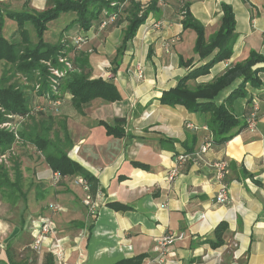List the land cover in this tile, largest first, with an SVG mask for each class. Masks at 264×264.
Segmentation results:
<instances>
[{
    "label": "crops",
    "instance_id": "0c3cea01",
    "mask_svg": "<svg viewBox=\"0 0 264 264\" xmlns=\"http://www.w3.org/2000/svg\"><path fill=\"white\" fill-rule=\"evenodd\" d=\"M3 1L6 5L9 0ZM183 2H188L191 16L204 27L205 37L220 26L221 4L232 8L235 20L231 57L214 65L191 86L212 82L244 61L251 51L264 56V0ZM183 2L151 1L145 24L128 44L118 73L111 79L120 101L94 100L82 114L64 101L61 115L42 124H51L49 138L58 134L60 139L63 133L57 122L64 121L71 144L67 156L97 183L94 215L81 205L89 195L73 184L77 177H60L55 183L58 211L51 214L54 204L45 198V192L53 183L52 171L33 146L24 143L28 154L20 147L16 156L23 168L22 177L27 172L32 174L33 186L39 188L34 190L36 198L47 202L42 207L46 210L26 219L0 217V264H32L39 218L46 216H52L56 235L42 244L39 264H117L137 258H142L140 264H158L155 244L166 234H173L176 240L168 248L165 264H264V72L257 75L258 88L246 85V96L231 104L234 117L244 125L248 101L256 99V129L242 128L229 142L208 151L201 162H184L178 166L176 177L167 179L168 172L176 167V157L198 150L208 135L201 129L205 125L202 115L159 101L162 93L185 74L178 59H197L193 53L195 34L181 25ZM148 4H142L143 8ZM29 6L37 11L46 7L44 0H31ZM128 10L129 1L126 15ZM152 23L159 27L150 28ZM92 30L85 35H92L94 40L99 35ZM174 37L178 42L167 45L166 51L164 44ZM101 55L89 56L92 78H101L104 73L98 70L105 60ZM137 65L143 69L141 80L134 73ZM240 82L236 79L214 101L223 103ZM116 119L124 120L119 125L121 138L106 133L105 125L112 126ZM186 123L199 130L186 129ZM16 144L19 147L21 142ZM218 161L229 165V201L223 205L215 201L219 187L210 168ZM220 223L226 225V231L222 244L214 248L213 232Z\"/></svg>",
    "mask_w": 264,
    "mask_h": 264
},
{
    "label": "trees",
    "instance_id": "16d2710c",
    "mask_svg": "<svg viewBox=\"0 0 264 264\" xmlns=\"http://www.w3.org/2000/svg\"><path fill=\"white\" fill-rule=\"evenodd\" d=\"M30 1L24 0L20 12L7 11V18L13 21L19 29L30 24L37 39L34 45L24 37L20 44L5 40L2 36L4 19L0 18V64L3 67L0 75V201L7 200L14 203L20 198L24 204V211L27 209L26 197L21 192L23 177L19 159L10 157V169H6L4 165L7 161L1 159H6L12 153L19 154L21 148L16 143H28L41 153L52 173H57L60 177L84 179L88 195L94 199L97 192L96 180L67 156L66 152L71 144L65 131L64 121L58 123L63 133L60 139L58 134H55L53 139L49 138L51 124L47 127H43L42 124L45 121H52L53 111L50 108L52 103L58 100L68 101L78 114H82V110L97 99L107 103L121 100V95L111 79L92 78L90 55L76 50V47L81 45H73L71 49L65 50L69 53L71 68L56 84H52L50 70L62 69L56 58L63 57V54L59 52L61 45L58 42L51 45L43 39L48 24L63 14L74 15V19L64 28L65 32L77 26L87 33L91 28L101 31L110 22H114L122 13L121 7L110 8L104 0H44L45 9L37 11L29 8ZM182 5V12H184L181 21L182 29L194 32L193 53L197 59L184 60L181 57L178 59L185 74L173 88L162 93L159 101L163 105L181 106L190 113L202 115L205 119L204 127L211 137L212 147H221L236 136L239 130L246 129V123L241 125L234 117L231 104L235 99L246 96V85L252 88L260 86L257 75L264 72V56L251 51L244 61L234 64L212 82L191 86L190 84L199 77L207 75L214 65L231 57L235 39V20L232 8L221 4L220 26L216 32L205 37L204 27L191 16L188 2H183ZM151 6V1L147 7L143 8L134 0H129L128 23L122 44L116 49V56L110 63L111 74H116L127 43L133 40L140 25L144 24L152 10ZM103 24L105 26L100 28ZM17 76L18 79L14 80ZM236 79H241L238 87L223 103L217 104L214 101L216 96ZM53 87L56 88L57 93H54ZM24 121H32L33 125L30 129L24 128L18 133L14 126ZM122 123L124 120L116 119L112 126L105 125L107 135L121 138L123 131L119 125ZM5 124H8V127L1 128ZM9 171L12 179L9 177ZM225 182L228 184V177ZM225 231L224 223H220L215 228L212 247L215 248L222 244ZM141 261L142 258H137L130 261L124 260L117 264H140ZM47 264H51L50 261Z\"/></svg>",
    "mask_w": 264,
    "mask_h": 264
},
{
    "label": "rangeland",
    "instance_id": "374dc122",
    "mask_svg": "<svg viewBox=\"0 0 264 264\" xmlns=\"http://www.w3.org/2000/svg\"><path fill=\"white\" fill-rule=\"evenodd\" d=\"M24 0H9L8 3H6L3 0H0V18L4 19L3 20V29H2V36L3 38H5V40H7L10 43H18L20 44L23 37L27 38L29 40V42L34 45L37 42V39L35 37V32L33 27L30 24H26L25 26H23L22 29H19L16 24L11 21L10 19L7 18L8 12H20L22 10V5ZM105 2H107L109 5L113 4V3H119V8L121 7L120 11L122 12L120 14V16L114 21V22H110V24H108L106 27H104L101 31H97L98 33V37H96L93 40L92 35H85V33L80 30L77 26L71 28L70 30H68L67 32H65L64 28L72 21V19H74V15L71 13H66L61 15L57 20H55L52 23H49L47 26V30L45 31L44 35H43V39L44 42L49 43L51 45L56 44L57 42L61 45V50L59 51L60 53L63 54V57H57V63L63 67H65L66 64H68L70 66L69 63V59H68V55L69 53L66 52L65 50L67 49H71L73 47V45H81L80 47H76V50L81 51V52H85L87 55H97L100 56V53L103 54L105 56V60L103 61V64H101V66H103L101 69H98L101 73H103L102 75V79L103 77L105 79H113L114 76L117 75L118 70L116 72L115 75L111 74V61L114 59V57L116 56V49L122 44V38L124 36V31L125 28L127 26V17L128 15H126L124 13V7L126 6L127 0H104ZM152 0H137L135 3L139 4L141 7H143L144 5H147V2H150ZM143 4V6H142ZM111 7V6H110ZM30 8V6H29ZM183 18V16H182ZM146 21V20H145ZM182 21V20H181ZM145 24V22H144ZM142 24V25H144ZM140 25V26H142ZM124 27V28H123ZM149 27L151 28H158L159 26L157 24L152 23L151 25H149ZM140 28V27H139ZM138 28V29H139ZM92 29V28H91ZM90 29V30H91ZM94 30H92L93 32ZM138 31V30H137ZM26 32V34H25ZM137 33V32H136ZM145 32L142 30L141 31V35H143ZM25 34V35H23ZM62 35V36H60ZM96 36V34H95ZM80 39L81 41L79 42V44L76 43V40ZM178 42L177 38H170L169 41H167L164 44V47L166 51H168V47L169 46H173ZM130 42L127 43V48H128V44ZM113 48H115L114 53L111 54L113 51ZM127 48L124 52V55L127 51ZM58 52V53H59ZM101 55V56H103ZM123 55V57H124ZM58 56V55H57ZM122 57V59H123ZM108 59V60H107ZM119 59V58H118ZM121 59V62H122ZM63 62H60V61ZM138 67L141 69L142 71V77H138ZM53 69H51L50 71L52 72ZM3 71V67L2 64H0V75ZM108 73V75H105V73ZM50 72V75H52ZM136 77L138 80H141L143 78V69L141 66L137 65L135 72ZM93 77V75H92ZM100 78V77H99ZM18 79L17 77H14V80ZM20 81H22V79H20ZM19 83V81H18ZM65 100V99H64ZM64 100L60 101L61 105L58 107V111L57 112H53L52 113V117H56L58 118L61 114V108L64 107ZM59 120V119H56ZM59 123V122H57ZM33 125L32 121H24V122H20L17 126H14V129L19 133L20 130L24 129V128H29ZM7 125H3V127L1 128H7L5 127ZM19 147H24L26 153L28 154L30 150H28L29 148H26V145L24 143H21V145H19ZM18 155L17 153L15 154H11L9 155L6 159H4L5 161H7V163H4L6 169H10L11 168V160L10 157H17ZM21 170H23L22 166H21ZM27 172V171H26ZM26 176L23 175V181L21 183V192L22 194L25 195L26 197V212H24V204L21 201L20 198L16 199V201L14 203H10L7 200L4 201H0V217H4L7 219H13V218H18L20 219L21 217H24L25 219L28 218L29 215H34V214H38V212H41L43 210H46V208H42L44 205L47 204L46 201H40V199L36 198L37 194L35 191H39V188H34L33 186V179H32V174L31 173H25ZM9 177L10 179H12V174L9 171ZM73 184L76 185L78 187V185L75 183V180H73ZM50 186V185H49ZM57 186V185H56ZM55 184L52 183V185L49 187V189H47V192H45V198H50V200H52V204L57 205V197H56V193L54 192L55 189ZM37 187V186H36ZM80 187V186H79ZM85 201V199H84ZM81 202V205L83 208H85L86 212H87V207L83 204V202ZM45 202V203H44ZM44 203V204H42ZM11 204V205H10ZM14 204V205H12ZM41 205V207L37 210V206ZM43 218V217H40ZM39 218V219H40ZM27 249H24L23 253L26 251ZM33 261L32 264H39V254L37 253H33L32 255ZM25 260H22L21 263H24Z\"/></svg>",
    "mask_w": 264,
    "mask_h": 264
},
{
    "label": "built area",
    "instance_id": "2783aa9c",
    "mask_svg": "<svg viewBox=\"0 0 264 264\" xmlns=\"http://www.w3.org/2000/svg\"><path fill=\"white\" fill-rule=\"evenodd\" d=\"M183 2L184 0H179ZM183 4V3H182ZM111 6V7H110ZM119 6V3H113L110 4V8H115ZM181 8H183V5H181ZM184 12H182L183 15ZM106 15V13H104ZM105 25H101L100 28H103ZM81 40L77 39L76 43L79 44ZM168 47V46H167ZM60 62H63L62 60ZM71 68L68 64L65 65V67L62 66L61 70L53 69L51 74V83L56 84V82L64 77L67 73V71ZM138 77H142V71L138 67ZM37 89V88H36ZM54 93L56 92V88L53 87ZM61 105L60 101H55L51 105V110L53 112L58 111V107ZM257 114H258V103L256 99H250L249 103V110L246 115V129L249 131H254L256 129V124H257ZM8 127V124H5ZM185 128L191 131H197L199 130V127L191 124V123H186ZM205 131L206 128L203 127L201 128ZM212 142H211V137L208 135L205 137L203 140L202 144L198 148V150L193 151L191 153H184L180 154L179 156L176 157L175 162H176V167L171 169L168 174H167V179L168 181L173 180L174 177L177 175V169L178 166L183 164L184 162L190 161L194 164H197L201 162L203 159V156L212 149ZM1 160H4L2 158ZM210 168L213 170L214 173V178L218 184V192L215 197L216 203L223 205L226 204L229 201V196H228V184L225 182L226 178L229 175V165L225 161H218L215 163L210 164ZM60 179L59 174L57 173H52V182L55 184L58 182ZM75 183L80 186L84 191H88L86 181L82 179L81 177H77L75 179ZM83 204L87 207V211L90 215H94L95 210L97 208V202L94 201L90 196H88ZM58 211V206L57 205H52L50 207V212L51 214H54ZM56 235V226L54 221L52 220V216H46L43 218L39 219V225H38V230L34 239V242L32 244V249L39 254L41 252V246L42 244L47 241V240H52L54 239ZM176 240V237L173 234H166L163 237H161L159 240L156 241L155 248H154V253H155V261L158 264H165L166 262V257H167V252L168 248L174 244Z\"/></svg>",
    "mask_w": 264,
    "mask_h": 264
}]
</instances>
